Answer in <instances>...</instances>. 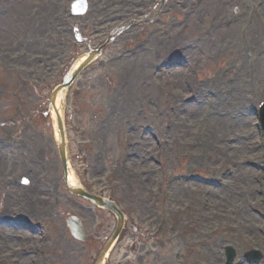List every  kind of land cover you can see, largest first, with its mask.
Here are the masks:
<instances>
[{"label": "rangeland", "instance_id": "1", "mask_svg": "<svg viewBox=\"0 0 264 264\" xmlns=\"http://www.w3.org/2000/svg\"><path fill=\"white\" fill-rule=\"evenodd\" d=\"M68 1L60 0L58 23L48 24L54 12L46 11L48 19L45 20L43 25L44 32L42 33V31L38 30L25 33L26 39L39 38V43L36 44V41H34L29 44L33 49L29 45H25V43L8 45V49L13 53L27 52L28 59H30L29 65L37 69L42 67V62L39 59H33V55H43L51 50L54 51L56 48L61 58L67 56L60 63L64 66L70 64L76 56L78 57L85 50L87 46L86 42L89 39L87 35L93 34V29L87 30V27L93 25L95 28L99 24L98 20L107 16L110 12H95L89 9L87 14L77 18L78 23L84 24L80 30L85 40L80 44L75 43L76 52L71 55L70 52L74 49L71 47V42L74 43V40L71 41L70 36L65 31V22L70 19L64 10ZM181 1L183 2V0H166L164 5L158 7L157 10H161V12L158 14L159 17H156V20L143 26H133L124 33V36L121 38L117 37L118 39L116 38L105 49L106 51H104L102 56V66L100 68L92 67L87 70L73 84L67 93L66 100L64 101L65 108H63L67 123V146L73 172L83 186L90 192L96 193L99 192L105 183H110L113 186L115 200L129 216V219H138L143 226L147 227V230L149 226L145 220L146 214L143 213L142 209L145 211L148 200L155 196L156 193H159V199L155 212L159 213L160 211L162 213V221H167L169 211H175L177 207L184 209L183 212L177 213L174 218L171 215L169 216L171 228L165 235L161 234V236H168L172 240L170 241L172 244L160 237L159 245L163 247V251L166 254L170 255L168 262L163 263L159 261L153 264H178L179 260L185 261L184 255L187 256V264H221V259L222 262L224 260L222 246L226 243L235 245L239 254L251 246L263 247L260 240L261 236L257 233L256 229L259 230L260 227H264V136L255 127L253 123L255 121L254 117L251 116V118L245 119L246 125L242 130L239 126L240 133L231 134L232 126H205V123L212 118L210 115L198 124V116L208 111L207 109L204 111L203 108H199L195 112V116H193L195 124L192 125L189 121L185 132H182L178 128V123H176L173 129L174 120H172L171 130L168 131L170 133L167 132L169 135L166 133L164 136L165 142H160L157 136H153L155 140L153 142L151 136L146 133L147 128L140 135L138 133L131 134V137L126 139V141H124L123 137H117V133L114 131L116 124H121L120 119L116 116V112H122V107H124L123 117H136L134 123L138 124L141 122L147 125L144 121L146 114L144 113L137 117L135 111L143 110L145 112V110L151 109L149 102H153L154 99L160 98L162 102L161 106L167 110L169 105L172 104L174 106L172 110V113L175 114L174 118L183 116L177 112V109H180L179 104H182V106L188 104L185 106L186 108L192 106V92L183 96L179 104L177 102V96L179 95L177 87L181 86V88H184L182 76L185 74V72L181 73L182 70H180L183 68L181 61L184 58V56L183 58L180 56L182 55L180 45L171 47L168 51L164 52L155 41L154 44L145 42L147 45L152 44L159 47L168 60L175 62L174 60L177 59V62L170 67L169 74H171V68L178 69V73L180 72V74L177 77L176 83L164 74L159 75V78H151L148 62L152 61L157 65L155 66L157 69H161L165 66L166 59H151L146 54L148 58L145 59L144 64L146 78L143 81V87L147 89L146 91H149V95L147 96L145 95L146 92H143L141 94V103L133 105L122 100V95L119 91L123 85L127 86V80L122 83L123 77L120 72L122 68L118 61L112 60L115 47L124 43V41L133 40L138 33L142 40L147 37L146 35H149V32L154 37L164 38L160 34L159 29L166 25L165 27L170 29L169 35H171L173 33L171 22H174L175 25L183 22L184 15L181 12L183 5L179 4ZM250 1L254 2V0ZM107 2L110 9L111 0H107ZM172 6L174 7L172 8ZM239 6H230V9L232 11L234 7ZM187 9H191L189 0ZM210 9V6L204 7L200 13L203 16L212 17L209 14ZM230 13L226 12V16L218 17L219 22L231 18ZM97 14L98 17H96ZM164 21H166L165 25H163ZM202 27V25H199V29ZM223 29L228 32V29ZM262 29L264 30L263 24ZM45 30L48 34H44ZM229 30H233L231 34L235 30L238 31L236 39L233 37L231 39L228 38L223 48H219V44L214 47L210 52V57L205 58L192 70V76L195 77L200 74L201 76L196 79L199 80L197 81V85L203 84L205 89L225 91V107L232 111L234 107L245 109L246 101L244 102V98L246 96L247 99L250 97L251 100L256 101V92L259 100L264 99V83L258 84L260 81L258 75L256 76V80L252 74L249 76L248 73L247 75V71L254 72L253 67L248 65V61H250L251 66L253 63L247 59V56L253 55V58L255 57V64L257 59L264 58V38L261 40L263 44H260L261 41L256 46L251 43L249 50V48L246 49L248 42L246 37L247 32L240 31V28H235L234 25ZM57 37H59V43H57ZM260 45L263 46V50L260 47V51H258L257 46ZM5 55L7 53H4ZM3 58H7V56ZM108 60L110 61L107 65ZM4 63L8 65V61H3L0 64ZM30 77L38 83L43 76L31 74ZM15 78V75L10 77L12 80L11 86H13ZM54 84L55 81L49 80L48 85L44 86L43 89L40 85L36 87L32 84L37 89V94L34 102L25 100L26 116L29 115L27 118L35 117L34 122L38 126V132H33L31 126L27 123H22V126L26 128L24 131L26 137L22 139L23 148L19 150V154L12 160L2 157L6 162L2 161L0 163V183L2 185H0V199L2 201L5 195L4 192L10 188L12 190H10L9 194L14 198H17L16 196L18 195H23L26 190H29L30 186L28 184H31V177L25 175V170L22 171V164L25 162L26 165H29V160L36 153H41L39 164L45 169L41 171V174L45 175V171L49 165L47 180L51 181L53 188L58 185V188L54 189L58 193L60 201L59 205L54 208L50 201V191L43 198L44 202L48 201L50 210L46 211L37 205L33 207L30 213L31 216L28 217L32 222H37L44 226L51 236L52 234L54 236L59 234L68 237L78 247L75 250L76 264H91L88 250L93 248V243L75 242L65 227L66 216L68 214H75L82 220L85 232L93 234L91 227L87 226V224L90 225L92 223L90 213L80 206L81 202H87L74 198L65 191L60 162L58 156L54 155L56 146L50 118L48 115H44L49 89ZM251 84L253 90L249 87ZM108 85L113 86V89L108 92L110 93L109 96L106 94ZM115 88H117V92H115ZM247 88L249 95L247 94ZM204 90H202V93H204ZM10 91H5L0 95L2 119L14 113L15 99L10 95ZM183 94H185V91ZM217 101L218 104H221V99H217ZM102 106L104 107L102 117L93 124L92 118L97 117L95 112L99 107L102 110ZM224 120L227 121L228 118ZM160 124H162V120L158 119V122L154 125L159 127ZM126 129L128 131V126H126ZM132 131L135 132V129ZM190 137L192 141L186 144L187 139H190ZM117 142L121 147L125 144L126 148L119 152L117 150ZM175 142L179 145L176 146ZM78 147L83 151L79 155H77L78 151L76 150ZM159 148L161 149L160 152H158ZM152 158H156L157 161H163L164 159L168 175L164 176L162 174L160 165L155 164ZM131 159H134L136 163L127 164ZM137 160L142 162L139 163L140 167L137 166ZM119 161H123L124 163L121 164ZM85 164H89V167L86 168ZM117 166L118 168L114 171ZM35 167L34 177L36 178L38 176V164H35ZM105 167H107L106 170L111 171V174L107 172L104 178V172L102 171ZM27 170L29 172L28 168H26ZM171 175H173V178L185 179V184L178 187L176 182L168 183V180L171 181ZM205 178H209V180H213L219 183V185L213 186L197 181V179L201 180ZM15 179L19 183L23 179H26L28 184L18 185L15 183ZM187 179L191 182L187 183ZM12 181L15 185L11 184ZM4 185H7V187ZM196 187L200 189L196 190ZM190 189L194 191L195 195L190 193ZM202 192L205 193L203 198L196 196L202 195ZM163 199H165L167 208H163ZM255 208L257 210L254 213L252 210ZM152 213L155 214L153 211ZM101 214L107 223L103 220L104 229L100 234L109 230L114 221L109 214H107L108 216L105 212ZM250 214L256 215L257 220L255 219L253 223V233H251L252 230L246 233L244 229L246 225L243 226V220ZM40 218H45V220L38 221ZM239 224L241 225L239 226ZM128 231L130 229H127L122 234L120 241L113 247L109 256V264H115V261L120 260L123 256L124 247L126 249L130 247L131 243H126L127 239L125 238ZM241 232L250 241L248 245L241 240ZM254 233L255 235L253 236ZM154 242L152 239V244ZM144 243H146V239H144ZM54 244L55 247L60 249V245L57 244L56 239L54 240ZM148 245H150V242ZM169 246L170 248H168ZM177 253L179 254L178 256ZM63 261L62 257H58L57 261L54 260L53 263L65 264L64 259Z\"/></svg>", "mask_w": 264, "mask_h": 264}, {"label": "bare ground", "instance_id": "2", "mask_svg": "<svg viewBox=\"0 0 264 264\" xmlns=\"http://www.w3.org/2000/svg\"><path fill=\"white\" fill-rule=\"evenodd\" d=\"M230 1H236V4L238 3H244V0H189L191 9H181V12L183 13V22L174 24V22H171V29L172 34L169 35L170 29L168 28V32L165 34L164 38H157L153 36V34L149 33V35H146L147 37L144 38L145 41L141 42V50L146 48H154L159 49V47H156L152 44H145L146 43H157L160 45V48L165 52L168 51L171 47L174 46H181V53L182 58L184 56V63L183 67L180 70L182 72L190 73L197 64L205 60V58L210 57V52L212 49L219 44V48L224 47L225 41L227 39H231V37L235 38L238 36V31H234L233 34H231V31L229 30L232 25L235 26V28H241L247 30V40L248 43L251 45L255 44V46L259 43V41L263 40L264 38V30L262 29V24L264 25V1L263 0H257V7H256V20L255 24L251 26L248 23V9L244 5H240L238 8H233L231 11V7L226 3ZM138 0H122L120 4V11L118 12L119 15H121L122 18L128 17V16H135L138 13L136 12L139 7H135ZM219 5H218V4ZM24 5L31 4V1L24 0ZM198 7L196 8V6ZM210 6L211 9L209 10V14L211 16H203L200 11L204 8ZM196 9H193V8ZM96 11L102 12L105 10H108V2L105 0L104 6L101 7L98 5L96 8ZM14 12L17 13V19L15 22L14 20V14L9 13L5 18V24L0 21V29L4 32H11L12 28L17 26L19 23L18 16L22 18H26L24 9L22 6H17L12 9ZM95 11V12H96ZM226 12H231V18H233L234 23L230 25L226 32L219 23L218 17L226 16ZM199 25H202L203 27L199 29ZM188 29V30H187ZM187 30V31H186ZM186 31V33H185ZM126 33V31H125ZM186 34V35H185ZM4 38H8V35H4ZM221 38V40H220ZM261 38V39H260ZM155 41V42H154ZM126 42V41H124ZM134 44V43H133ZM260 44H263L261 41ZM260 47L263 50V46H257V50L260 51ZM146 59V53L142 52L139 61H132L129 62L127 60H119L118 63L120 67L122 68L120 70L122 78V83L127 80V86L123 85V87L120 89V94L122 95V100L124 102H128L131 105L140 103L142 100L141 94L143 92H146L145 95H149V91H146L143 87V81L146 78L145 70H144V64ZM168 71V70H167ZM178 69L171 68V74L168 75L164 73L168 78H170L173 82L177 81V77L179 76L180 72L178 73ZM256 76L260 78V82L263 83L264 81V58H259L256 60V70H255ZM194 85L196 86V83L194 81ZM155 87V86H154ZM199 91L203 90V84H199L196 86ZM155 89V88H154ZM179 91V99L180 96L184 93V89L181 88V86H178ZM141 96V98H140ZM184 108V115L183 116H177L175 118L176 122L178 123V128L182 132H185L187 129V124L190 121L192 125L195 124L194 114L199 109L195 106V104H192L189 108ZM137 113V111H135ZM234 122L225 121L224 118L220 119L218 116L216 118H210L209 121L205 123V126L207 127H229V126H235V125H244V118L240 115V113L234 115ZM239 116V119L237 117ZM231 134H235V131L231 130ZM169 135V134H167ZM192 141L191 137L190 139H187L186 144L188 142ZM176 146L179 145L177 142ZM139 161V160H138ZM140 162V161H139ZM136 161L134 159H131L127 162V164H135ZM138 164V162H137ZM199 190V189H196ZM191 194H194L193 190H189ZM205 195L204 192H202V195H196L200 198H203ZM7 207H13V205H10L9 203L5 202L4 204ZM14 208V207H13ZM247 220L246 228L249 230L250 227H252V223L254 222V217L252 215H248V217H245ZM73 257V252L68 254V259H71Z\"/></svg>", "mask_w": 264, "mask_h": 264}, {"label": "water", "instance_id": "3", "mask_svg": "<svg viewBox=\"0 0 264 264\" xmlns=\"http://www.w3.org/2000/svg\"><path fill=\"white\" fill-rule=\"evenodd\" d=\"M261 114H262V116L264 115V108H263V111H262V113H261Z\"/></svg>", "mask_w": 264, "mask_h": 264}]
</instances>
